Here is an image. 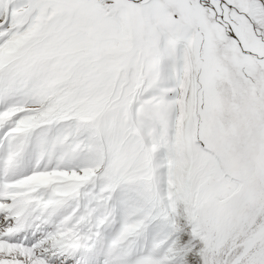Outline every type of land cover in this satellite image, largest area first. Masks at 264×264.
I'll list each match as a JSON object with an SVG mask.
<instances>
[{
    "label": "snow or ice",
    "instance_id": "snow-or-ice-1",
    "mask_svg": "<svg viewBox=\"0 0 264 264\" xmlns=\"http://www.w3.org/2000/svg\"><path fill=\"white\" fill-rule=\"evenodd\" d=\"M0 264H264V0H0Z\"/></svg>",
    "mask_w": 264,
    "mask_h": 264
}]
</instances>
